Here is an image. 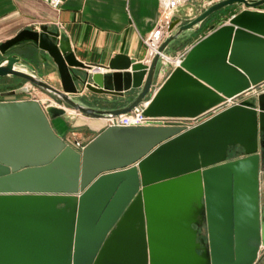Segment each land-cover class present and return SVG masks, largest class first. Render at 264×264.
Masks as SVG:
<instances>
[{"label":"water","instance_id":"1","mask_svg":"<svg viewBox=\"0 0 264 264\" xmlns=\"http://www.w3.org/2000/svg\"><path fill=\"white\" fill-rule=\"evenodd\" d=\"M234 6L243 9L195 43L156 91L159 55L150 65L119 56L104 74L49 27L0 44V91L15 88L2 95L28 82L63 105L0 101V264H264V93L193 127L108 126L82 151L51 124L66 108L109 120L146 103L150 118L196 119L257 88L264 0H221L187 24L174 20L160 53ZM118 99L131 101L101 108Z\"/></svg>","mask_w":264,"mask_h":264},{"label":"crops","instance_id":"2","mask_svg":"<svg viewBox=\"0 0 264 264\" xmlns=\"http://www.w3.org/2000/svg\"><path fill=\"white\" fill-rule=\"evenodd\" d=\"M201 1L192 0L186 7H198ZM237 9L241 11L243 7H234V10ZM186 13L187 9H182L175 20H180L181 25L187 24L191 20ZM160 16L159 0H66L60 10L52 8L44 0H0V44L21 31L49 27L64 34L79 62L99 67L104 74L112 73L110 63L119 56L145 63L147 50L144 39L156 28ZM224 23L225 20H220L216 25H208L207 31L203 27L199 32L189 34L179 41L184 42L182 48L175 54H168L176 55L190 49L212 28L216 29ZM30 63L45 82L56 86L54 73L48 72L39 61L30 60ZM174 69L169 71V75ZM165 80L159 77L153 90H158ZM11 89H3L0 93ZM92 97L99 98L95 94ZM35 98L43 107L50 104L52 107H63L41 90L36 92ZM130 101L118 99L101 108H119ZM66 111V116L51 120V124L55 132L76 149L78 143L86 146L109 126L106 119L90 118L69 108ZM260 204L264 207V168L260 171Z\"/></svg>","mask_w":264,"mask_h":264},{"label":"built area","instance_id":"3","mask_svg":"<svg viewBox=\"0 0 264 264\" xmlns=\"http://www.w3.org/2000/svg\"><path fill=\"white\" fill-rule=\"evenodd\" d=\"M48 5L56 10H60L66 0H44ZM192 0H159L161 5V16L156 25V28L144 39V43L147 50V57L145 64L150 65L153 59L159 55L160 64L158 68V79H167L169 77V71L181 65L185 57L187 56L189 49L178 52L176 55H169L168 53H160V48L167 37L170 35V27L175 20L177 13L185 8ZM213 4V0H203L201 5L203 10H206ZM261 10L264 11V8ZM101 68L93 67V71H100ZM19 89H25L26 92L20 93L15 96L11 101H30L36 100L35 94L37 91H40L38 88L33 86L30 83H26L21 86ZM264 93V83L253 88L242 95L247 96H258L259 94ZM241 95V96H242ZM228 100L225 104L219 106L208 112L207 114L196 118L188 120H170V119H157L150 118L145 115V109L147 108V103L136 108L133 112L129 114H123L116 118H111L108 121L109 126L114 127H145L151 125H164L169 122H180L184 123L188 127H193L201 122L205 121L209 117L217 114L222 109L240 103L239 97ZM4 98V95L0 93V101L8 102L6 100H1ZM38 101V100H37ZM77 150L82 151L85 147L78 143Z\"/></svg>","mask_w":264,"mask_h":264},{"label":"rangeland","instance_id":"4","mask_svg":"<svg viewBox=\"0 0 264 264\" xmlns=\"http://www.w3.org/2000/svg\"><path fill=\"white\" fill-rule=\"evenodd\" d=\"M216 1H220V0H213V3H215ZM203 1H201V3L199 4L198 7H195V6H191V7H185V9H187V15H188V19L189 20H192L193 18L197 17L200 13L204 12L205 10L202 9L201 5H202ZM234 7H237V6H234ZM234 7H228L226 9H223L221 11H219L214 17H212V19L205 24L204 26V31H207L206 27L208 25H211V24H217L220 20L227 22L233 15L237 14L239 11V9L237 10H234ZM184 9V8H183ZM181 13L178 12L177 15L179 16ZM184 14V13H182ZM184 45V42H178V43H173L172 46L170 47V49L168 50V53L170 54H175L177 50H179L180 48H182V46ZM15 81H18V82H21L22 80L21 79H15ZM250 98L249 96L247 95H242L241 97H239V100L240 102L243 101V100H246ZM42 99H44L42 97ZM49 108H52V105H48Z\"/></svg>","mask_w":264,"mask_h":264},{"label":"flooded vegetation","instance_id":"5","mask_svg":"<svg viewBox=\"0 0 264 264\" xmlns=\"http://www.w3.org/2000/svg\"><path fill=\"white\" fill-rule=\"evenodd\" d=\"M238 7H241V6H238ZM6 89V88H5ZM15 89V88H14ZM13 88L11 89V90H9V91H12V90H14ZM17 89V88H16ZM9 91H5V92H9ZM3 93V92H2ZM15 96L16 95H14V96H4V98H1V100H6V101H11V100H13L14 98H15Z\"/></svg>","mask_w":264,"mask_h":264}]
</instances>
